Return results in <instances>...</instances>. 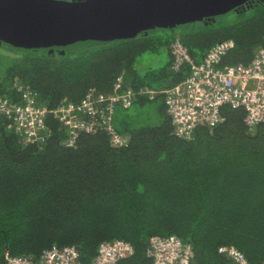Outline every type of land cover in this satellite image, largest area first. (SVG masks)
<instances>
[{
	"label": "trees",
	"instance_id": "trees-1",
	"mask_svg": "<svg viewBox=\"0 0 264 264\" xmlns=\"http://www.w3.org/2000/svg\"><path fill=\"white\" fill-rule=\"evenodd\" d=\"M248 11L251 20H236L203 45L202 30L183 24L177 28L181 36L172 27L156 29L87 49L53 50L50 56L42 49L1 46L25 57L16 54V65L0 58V95L14 98L17 82L54 109L64 101L80 102L90 88L109 93L119 76L134 91L168 89L189 74L187 66L178 73L170 69L175 38L196 63L216 43L231 40L234 49L223 63L247 65L264 48V1L242 13ZM144 55L159 65H143L141 74ZM223 115L224 123L199 127L191 140H181L173 135L163 97H137L129 109L115 110L113 127L128 137L121 148L112 147L103 131L80 134L68 148L62 144L66 133L53 120L44 144L25 145L0 119V264L5 252L38 259L44 250L72 245L81 264H90L98 245L113 240L134 247V255L119 264H150L145 250L153 235H176L190 244L192 264H228L217 254L222 245L240 250L249 264H263L264 123L249 130L243 110L225 107Z\"/></svg>",
	"mask_w": 264,
	"mask_h": 264
},
{
	"label": "built area",
	"instance_id": "built-area-1",
	"mask_svg": "<svg viewBox=\"0 0 264 264\" xmlns=\"http://www.w3.org/2000/svg\"><path fill=\"white\" fill-rule=\"evenodd\" d=\"M233 49V41H220L196 63L188 49L175 38L169 45L170 69L178 73L184 66L189 68L182 82L161 91L146 87L134 91L119 76L109 93L90 88L80 102L64 101L54 109L39 104L35 92L16 82L12 86L14 98L0 95V119L8 121L7 128L19 135L25 145L44 144L49 137V121L53 120L66 133L62 144L68 148L74 147L80 134L98 131L107 134L112 147L121 148L127 146L128 137L117 133L113 127L115 110L118 107L129 109L137 97L144 96L152 101L161 96L177 139L191 140L197 128L213 129L224 123L225 107L243 110L244 125L254 130L264 123V48L255 50L247 65L224 64L223 59ZM134 253L128 241H103L90 264H119ZM217 254L228 264H249L246 256L233 246H219ZM145 259L150 264H192L194 251L176 235H153L148 239ZM4 263L81 264V261L78 247L72 245L44 250L38 259L5 252Z\"/></svg>",
	"mask_w": 264,
	"mask_h": 264
},
{
	"label": "water",
	"instance_id": "water-1",
	"mask_svg": "<svg viewBox=\"0 0 264 264\" xmlns=\"http://www.w3.org/2000/svg\"><path fill=\"white\" fill-rule=\"evenodd\" d=\"M231 1L0 0V46L20 52L42 49L48 56L53 50L87 49L202 19L213 22L211 16L232 9Z\"/></svg>",
	"mask_w": 264,
	"mask_h": 264
},
{
	"label": "rangeland",
	"instance_id": "rangeland-1",
	"mask_svg": "<svg viewBox=\"0 0 264 264\" xmlns=\"http://www.w3.org/2000/svg\"><path fill=\"white\" fill-rule=\"evenodd\" d=\"M243 1L244 0H241V3L238 4L237 3V0H232L229 3V6H231L232 9H230L228 12H226L224 14L211 16V18L214 17L216 19L213 22H209V23L205 24V26H202L203 24H200L199 25L200 21L199 22L191 23L194 26L193 29L195 30V32L198 31L199 29H201L202 32L204 33L203 37L200 36V35L198 36V37H202V39H199L198 38V42H200L201 45L215 42V40H217L219 37L223 36V34H224L223 28L224 27H230V26H232L233 24H235V22H237L236 20H240V21H245L247 19L248 20H251L252 13L250 11H248L246 13L244 12V13H242L238 17L232 16V13H234V11L236 9H238L239 7H241L242 3H244ZM202 20H205V19H202ZM222 21H224V22H222ZM240 24H242V23H240ZM181 26L182 25L176 26V27L175 26H172V28H175V30H177V28H180ZM204 29H206V30H204ZM212 30H216V31H219V32H216V33L213 32L212 33L211 32ZM207 32H208V34H206ZM177 34H178V36H181V33H179L178 30H177ZM193 34H194V32H193ZM95 52H97V50H93L91 52V54H95ZM16 54L18 56H20V57H25L24 54H22L20 52L14 53L12 51H8V49L0 48V58L4 59L3 61H5V62L8 59L9 61H11L10 63L13 64V65H16V62H13V59H16L18 57ZM91 54H89V56ZM5 58H6V60H5ZM141 59H142V62H140ZM141 59L138 61L141 64V69H142L141 74L144 73L143 72V70L145 69L144 66L145 67L146 66H150L153 63H154V65L157 63L156 64V67L159 65V62H156L157 59L155 57H152L151 55L150 56L149 55H144ZM159 61L161 63V60L160 59H159ZM3 69H4V67L0 64V71L3 72Z\"/></svg>",
	"mask_w": 264,
	"mask_h": 264
},
{
	"label": "flooded vegetation",
	"instance_id": "flooded-vegetation-1",
	"mask_svg": "<svg viewBox=\"0 0 264 264\" xmlns=\"http://www.w3.org/2000/svg\"><path fill=\"white\" fill-rule=\"evenodd\" d=\"M261 2H262V0H260V1H257V0H253V2L251 1V2H249L247 5H246V7L247 6H249L250 8H252V7H254V6H257L258 4H261ZM246 7H240V8H238L239 10L237 11V14H238V12L239 13H242L243 11H245V8ZM244 8V9H243ZM241 9V10H240ZM0 48H3V47H1L0 46Z\"/></svg>",
	"mask_w": 264,
	"mask_h": 264
},
{
	"label": "crops",
	"instance_id": "crops-1",
	"mask_svg": "<svg viewBox=\"0 0 264 264\" xmlns=\"http://www.w3.org/2000/svg\"><path fill=\"white\" fill-rule=\"evenodd\" d=\"M234 247V246H233Z\"/></svg>",
	"mask_w": 264,
	"mask_h": 264
}]
</instances>
